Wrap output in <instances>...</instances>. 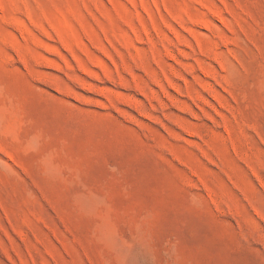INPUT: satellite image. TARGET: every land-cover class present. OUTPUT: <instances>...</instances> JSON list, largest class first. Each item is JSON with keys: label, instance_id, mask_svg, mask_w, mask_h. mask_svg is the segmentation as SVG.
Segmentation results:
<instances>
[{"label": "rangeland", "instance_id": "rangeland-1", "mask_svg": "<svg viewBox=\"0 0 264 264\" xmlns=\"http://www.w3.org/2000/svg\"><path fill=\"white\" fill-rule=\"evenodd\" d=\"M0 264H264V0H0Z\"/></svg>", "mask_w": 264, "mask_h": 264}]
</instances>
